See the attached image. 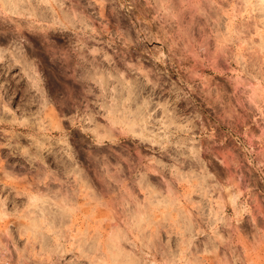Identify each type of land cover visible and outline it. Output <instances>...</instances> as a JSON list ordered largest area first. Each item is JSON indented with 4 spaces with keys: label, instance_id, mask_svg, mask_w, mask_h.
<instances>
[{
    "label": "rangeland",
    "instance_id": "rangeland-1",
    "mask_svg": "<svg viewBox=\"0 0 264 264\" xmlns=\"http://www.w3.org/2000/svg\"><path fill=\"white\" fill-rule=\"evenodd\" d=\"M131 261L264 264V0H0V264Z\"/></svg>",
    "mask_w": 264,
    "mask_h": 264
},
{
    "label": "bare ground",
    "instance_id": "bare-ground-1",
    "mask_svg": "<svg viewBox=\"0 0 264 264\" xmlns=\"http://www.w3.org/2000/svg\"><path fill=\"white\" fill-rule=\"evenodd\" d=\"M82 51H84V50H82ZM79 53H80V51H79ZM78 56H80V54H79ZM84 56H85V55L83 54V57H84ZM83 57H82V58H83ZM84 59H85V58H84ZM87 59H88V58H87ZM84 61H85V60H84ZM88 61H89V60H88ZM78 62H79V61H78ZM89 62H90V61H89ZM82 63H83V62H82ZM78 64H80V63H78ZM91 64H92V63H91ZM81 65H82V64H81ZM87 67H88V66H87ZM89 69H90V68H89ZM86 70H87V69H86ZM100 70H102V69H100ZM90 71H91V70H90ZM61 72H62V71H61ZM88 73H89V72H88ZM95 73H96V72H95ZM99 73H100V72H99ZM87 76H88V75H87ZM96 76H97V75H96ZM98 76H99V75H98ZM101 76H102V75H101ZM100 79L103 80V77L100 78ZM98 80H99V79H98ZM102 80H101V82H100L101 85H102V83L104 84V81H102ZM99 81H100V80H99ZM105 81H106V77H105ZM98 83H99V82H98ZM132 84H133V83H132ZM80 85H81V84H80ZM105 85H106V84H105ZM130 86H131V84H130ZM127 88H128V87H127ZM132 88H133V85H132ZM130 89H131V88H130ZM130 89H129L127 92H129ZM117 90H118V89H116V91H117ZM126 90H127V89H126ZM137 90H138V89H137ZM137 90H136L135 92H137ZM132 92H133V91H132ZM120 93H121V92H120ZM122 94H123V93H121L120 96H121ZM136 94H138V92H137ZM128 96H129V95H128ZM125 97H126V96H125ZM125 97H124L123 99L126 100ZM130 97H131V94H130ZM115 98H116V97H115ZM127 98H128V97H127ZM133 99H134V101H135V98H133ZM113 100H114V99H113ZM115 100L119 101L117 98H116ZM128 101H130V98H129ZM119 102L121 103V101H119ZM123 102H124V100L122 101V103H123ZM48 103H49V99H46V101L43 102V104H44L45 107H47ZM122 103H121V104H122ZM118 104H119V103H118ZM49 105H50V104H49ZM119 105H120V104H119ZM50 106H51V105H50ZM112 107H114V106H112ZM116 108H117V107H116ZM110 109H111V108H110ZM112 110H114V108H113ZM118 110H119V109H118ZM118 110H117V111H118ZM125 110H127V109H125ZM117 111H116V112H117ZM114 112H115V111H114ZM114 112H113V113L111 112V113L114 114ZM53 113H54V112H53ZM54 114H55V113H54ZM117 114H118V113H117ZM136 114H137V113H136ZM139 115H140V114H139ZM52 116H53V115H52ZM120 116H122V115H120ZM117 117H118V116H116V118H117ZM139 117H140V116H139ZM110 118H111V117H110ZM116 118H115V116H114L113 119H116ZM135 119H136V118H135ZM142 119H143V117H142ZM145 119H147V118H145ZM145 119H144V121H146ZM117 120H118V119H117ZM138 120H139V118L137 117V121H138ZM137 121H136V122H137ZM139 121H141V119H140ZM142 121H143V120H142ZM134 122H135V121H134ZM132 124H133V123H132ZM134 124H135V123H134ZM134 124H133V125H134ZM136 124H137V123H136ZM130 125H131V124H130ZM133 125H132V126H133ZM137 125H138V124H137ZM134 126H135V125H134ZM29 127H30V126H29ZM129 127H131V126H129ZM37 128H40V127H37ZM32 129H33V128H32ZM133 129H134V127H133ZM133 129H132V130H133ZM135 129H136V128H135ZM135 129H134V130H135ZM129 130L132 131L131 129H129ZM27 131H28V130H27ZM136 131H137V130H136ZM133 132H134V131H133ZM138 132H139V131H138ZM134 133H137V132H134ZM32 135H33V134H32ZM36 136H37V135H36ZM36 136H35V138H36ZM42 136H43V135H42ZM46 136H47V135H46ZM40 137H41V136H40ZM96 137H98V138H99V137H102V138H103L104 135H102V136H99V135H98V136H96ZM102 138H101V139H102ZM33 139H34V137H33ZM33 139H32V140H33ZM37 140H38V139H37ZM39 140H40V139H39ZM43 140H44V139H43ZM45 140H46V139H45ZM41 141H42V140H41ZM99 141H100V139H99ZM33 142H34V141H33ZM36 142H37V141H36ZM36 142H35V144H36ZM37 144H38V145L36 146V150H38V151L42 150V147L45 146V145H44L45 142H40V143L37 142ZM32 145H33V144H32ZM30 161H31V160H30ZM118 255H119L118 253H117V254H116V253L114 254L115 257H117ZM130 264H133V261H131Z\"/></svg>",
    "mask_w": 264,
    "mask_h": 264
}]
</instances>
